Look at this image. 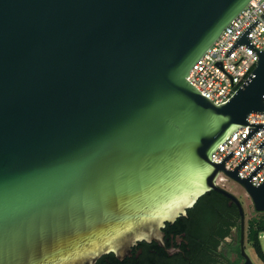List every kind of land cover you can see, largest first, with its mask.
<instances>
[{"label":"water","instance_id":"95a60500","mask_svg":"<svg viewBox=\"0 0 264 264\" xmlns=\"http://www.w3.org/2000/svg\"><path fill=\"white\" fill-rule=\"evenodd\" d=\"M249 0H0V264H94L162 228L214 190L220 170L264 211L218 143L264 123V49L236 88L212 102L188 80L195 61ZM264 11L260 14L262 16ZM264 139L258 143L260 148Z\"/></svg>","mask_w":264,"mask_h":264},{"label":"built area","instance_id":"2783aa9c","mask_svg":"<svg viewBox=\"0 0 264 264\" xmlns=\"http://www.w3.org/2000/svg\"><path fill=\"white\" fill-rule=\"evenodd\" d=\"M263 11L264 0H249L189 70L187 80L212 102L218 104L227 97L254 65L255 52L245 44H235L226 54L228 48L254 19L257 21L248 30L247 39L257 50L264 49V14L260 16ZM262 99L264 102V96ZM246 121L264 123V112H251ZM248 127L254 128L255 125H242L233 130L211 153V161L218 163L230 151L233 152L224 161V168L227 170L233 169L250 154L251 157L236 171L239 177L248 175L264 159V144L257 147L264 139V126L259 127L244 143H239L247 135ZM228 180L232 179L220 170L215 177V184L224 188V183ZM263 180L264 165L250 177L252 185H258Z\"/></svg>","mask_w":264,"mask_h":264},{"label":"trees","instance_id":"16d2710c","mask_svg":"<svg viewBox=\"0 0 264 264\" xmlns=\"http://www.w3.org/2000/svg\"><path fill=\"white\" fill-rule=\"evenodd\" d=\"M188 215H191V222L187 226L186 232L190 238L193 254H197V259L204 262L208 259L212 250H215L220 238L227 235L231 228L236 225L237 236L239 243L238 221L239 215L235 208H230L227 201L219 192L211 190L204 193L198 198L196 203L187 209ZM258 219H251L248 222L246 239L255 248L256 253L264 261V254L259 245V234L264 231V212ZM227 217V220L223 218ZM183 215H180L176 222L177 229L179 225H183ZM165 226H170V223H165ZM163 229V228H162ZM236 253L238 254V244ZM239 256V254H238ZM240 257V256H239ZM227 264H238V259Z\"/></svg>","mask_w":264,"mask_h":264},{"label":"flooded vegetation","instance_id":"af4514ba","mask_svg":"<svg viewBox=\"0 0 264 264\" xmlns=\"http://www.w3.org/2000/svg\"><path fill=\"white\" fill-rule=\"evenodd\" d=\"M236 184L239 185L238 183ZM239 186L241 187V185ZM224 198L230 208L236 209L233 203L229 204L228 199ZM183 216L181 223L183 225H179L178 229L176 227V224H180L176 222L178 217L170 223V226L163 227L162 244L153 239L150 241L141 240L133 244L128 253L120 254L118 257L114 253L109 252L101 255L94 264H226L227 252L221 248L226 243V240L231 238L233 232L236 231L237 234L236 225L231 228L227 235L220 238L215 250H212L210 255L206 257L208 260L201 262L197 259V254H193L190 238L185 229L191 222V215H188L186 210ZM223 219L227 220L228 218L224 217Z\"/></svg>","mask_w":264,"mask_h":264},{"label":"rangeland","instance_id":"374dc122","mask_svg":"<svg viewBox=\"0 0 264 264\" xmlns=\"http://www.w3.org/2000/svg\"><path fill=\"white\" fill-rule=\"evenodd\" d=\"M233 180H228L224 183V189L227 191L232 192L235 197L240 201L243 212H244V241H243V248L245 254L248 256L249 260L251 261V264H264V261L260 258V256L257 255L256 250L254 247L251 246V244L246 239V233H247V226L248 222L251 219H258L264 211H256L254 209V206L252 204V201L250 197L247 195V193L243 190L242 187L237 185L236 183H233ZM259 245L260 248L264 254V231H261L259 234ZM238 244V254L236 253V247ZM222 250H225L227 252V259L229 262H232L236 259H238V264H241L243 257L240 255V243H238V236L236 235V231L232 233L231 238L226 240V243L223 244ZM228 262L226 261V264Z\"/></svg>","mask_w":264,"mask_h":264}]
</instances>
